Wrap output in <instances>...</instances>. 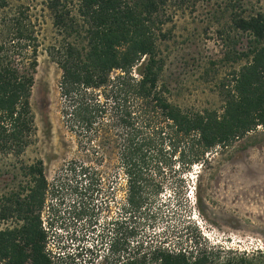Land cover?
I'll list each match as a JSON object with an SVG mask.
<instances>
[{
  "label": "trees",
  "instance_id": "16d2710c",
  "mask_svg": "<svg viewBox=\"0 0 264 264\" xmlns=\"http://www.w3.org/2000/svg\"><path fill=\"white\" fill-rule=\"evenodd\" d=\"M9 1L0 0V154L20 157L35 134L30 97L38 39L29 7ZM172 1H43L59 36L47 47L61 71L59 113L75 142L62 175L75 182L80 218L103 206L94 200L113 195L110 183L120 180L125 216L114 236L99 233L117 264H206L192 249L165 248L162 242L139 255L131 246L132 219L142 204L150 211L164 181L175 176L176 162L181 170L203 165L215 148L264 127V0H223L216 12L229 24L222 29L238 64L221 87L220 113L182 110L166 96L159 43L168 37L163 25L172 20ZM42 164L21 165L28 183L4 196L0 220L15 214L21 223L0 229V264H54L48 248L52 225L42 221L48 190ZM91 220L85 231L94 235Z\"/></svg>",
  "mask_w": 264,
  "mask_h": 264
},
{
  "label": "rangeland",
  "instance_id": "374dc122",
  "mask_svg": "<svg viewBox=\"0 0 264 264\" xmlns=\"http://www.w3.org/2000/svg\"><path fill=\"white\" fill-rule=\"evenodd\" d=\"M43 1H9L13 7L28 6L32 20H36L37 64L30 97L35 134L20 157L0 154V208L7 203L5 195L21 191L28 183L21 165L41 161L48 181L42 221L52 225L48 248L55 252L54 264H80V259L86 264H117L99 239L104 229L111 233L107 239L114 236L116 223L125 216L120 180L110 183L113 195L94 200L103 206L80 218L75 182L62 175L66 162L75 156V142L59 113L61 71L47 53V47L59 36ZM171 3L172 20L163 25L168 37L159 43L166 96L182 110L220 113L221 87L238 65L223 32L229 24L216 13L223 0ZM209 158L203 165L182 170L176 162L175 176L164 181L150 211L142 204L135 213L136 233L131 246H137L139 255L162 242L165 248L192 249L197 257H206V264H264V127H257L226 148H215ZM164 172L173 173L168 169ZM90 218L96 225L94 235L85 231ZM20 223L13 214L0 220V229ZM93 240L95 245L89 246ZM85 243L90 249L86 254Z\"/></svg>",
  "mask_w": 264,
  "mask_h": 264
}]
</instances>
